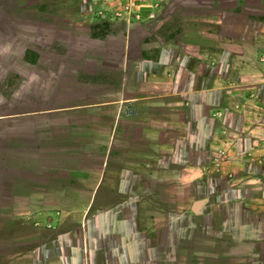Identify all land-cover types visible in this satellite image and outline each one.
<instances>
[{"label": "crops", "instance_id": "0c3cea01", "mask_svg": "<svg viewBox=\"0 0 264 264\" xmlns=\"http://www.w3.org/2000/svg\"><path fill=\"white\" fill-rule=\"evenodd\" d=\"M10 1L0 264H264V144L222 135L264 87V0Z\"/></svg>", "mask_w": 264, "mask_h": 264}, {"label": "rangeland", "instance_id": "374dc122", "mask_svg": "<svg viewBox=\"0 0 264 264\" xmlns=\"http://www.w3.org/2000/svg\"><path fill=\"white\" fill-rule=\"evenodd\" d=\"M9 1L10 0H8L7 2ZM9 30H10L9 33L7 34L5 33L4 30H2V28H0V48H4L6 54H8V56L5 55L1 57L0 63L5 65L22 62L19 61L21 57L17 54H19L23 48L29 45V40L25 33L18 32L13 29H9ZM223 42L228 45L229 53L238 52L237 50L238 48L236 46L238 43V39L229 36V39H226L225 41L223 40L222 43ZM260 49L262 52L259 54L257 59L253 62L251 61V63L250 62L247 63V64H252L249 66L254 70V72L253 70H247V73L250 75V77H253V80L264 81V46H262V48ZM221 60H222V65H227V67H230L234 65V62L231 61L235 60V57L228 55L224 58L222 56ZM2 74L3 76L5 75L4 73ZM229 76H230L229 79L231 78L237 80L241 79L240 74L239 76H237V74L233 73ZM244 78L247 79L249 78V76H245ZM228 90L229 91L227 92V96L230 97L231 89L229 88ZM248 96H251V98L255 100V102H257V105H254V107L249 105L245 106L241 104L240 101L238 102L235 99L230 98L228 100V103L226 105L227 113L236 112L239 115L237 117L230 114L231 116H229L230 118L228 120V124L231 127L241 129L242 132L237 136L234 134H230V132L229 133L224 132L222 135L224 136L226 142L228 143L233 142L234 139L242 138V139H250L257 143L264 144V87H259V86L251 87L249 89ZM222 155L223 153L220 154V156ZM220 159H216L215 161Z\"/></svg>", "mask_w": 264, "mask_h": 264}, {"label": "built area", "instance_id": "2783aa9c", "mask_svg": "<svg viewBox=\"0 0 264 264\" xmlns=\"http://www.w3.org/2000/svg\"><path fill=\"white\" fill-rule=\"evenodd\" d=\"M133 1H137V2H144V1H147V0H132ZM155 6V4H153V7ZM131 7V6H130ZM124 11H126L127 13H131L132 14V18H134L135 20H139V13L137 12H132L131 9L129 8V6L125 7ZM147 18L152 20L154 19V13L153 12H150L148 15H147Z\"/></svg>", "mask_w": 264, "mask_h": 264}, {"label": "trees", "instance_id": "16d2710c", "mask_svg": "<svg viewBox=\"0 0 264 264\" xmlns=\"http://www.w3.org/2000/svg\"><path fill=\"white\" fill-rule=\"evenodd\" d=\"M8 0H5V1H0V14H4V15H11V12L10 10L13 9L12 7L11 8H7V6L10 4L11 1L7 2ZM25 59L26 58V55H25Z\"/></svg>", "mask_w": 264, "mask_h": 264}]
</instances>
